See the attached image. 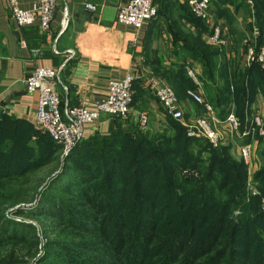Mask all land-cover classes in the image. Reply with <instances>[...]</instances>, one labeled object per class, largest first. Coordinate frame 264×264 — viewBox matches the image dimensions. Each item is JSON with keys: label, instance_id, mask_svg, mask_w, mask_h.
<instances>
[{"label": "trees", "instance_id": "16d2710c", "mask_svg": "<svg viewBox=\"0 0 264 264\" xmlns=\"http://www.w3.org/2000/svg\"><path fill=\"white\" fill-rule=\"evenodd\" d=\"M153 2L157 5L153 19L164 17L171 36L176 60L169 63L173 70L166 75L177 85L176 92L194 87L185 65L197 61L208 100L221 115L225 105L235 102L242 131L257 93L264 95V73L255 63L245 67L239 63L241 41L253 25L260 32L259 42L264 41V0H251L252 4L213 0L216 16L228 24V56L206 42L209 29L186 2ZM230 6L244 12L242 28L234 26ZM147 61L154 70L166 66L159 58ZM132 89L141 91L139 81H133ZM134 99L133 93L132 103ZM253 139L258 142L254 181L260 192L247 201L246 166L232 154L231 144L213 147L204 138L188 136L170 116L162 131L154 133H143L133 120L114 118L106 133L84 136L69 150L61 169L28 209L54 217L61 228L84 238L48 239L35 264H219L222 259L226 264H264V211L258 208L260 196L264 198V138L256 133L239 142ZM60 151L61 146L28 121L7 114L0 117V179L18 178L56 160ZM26 161L33 166L25 168ZM186 168L196 175H180ZM250 237L259 248L257 257L244 248ZM29 238L34 240L27 243L26 255L37 243L33 226L0 214V248ZM15 252L13 246L0 252V264L22 262Z\"/></svg>", "mask_w": 264, "mask_h": 264}, {"label": "crops", "instance_id": "0c3cea01", "mask_svg": "<svg viewBox=\"0 0 264 264\" xmlns=\"http://www.w3.org/2000/svg\"><path fill=\"white\" fill-rule=\"evenodd\" d=\"M34 1L19 0V5L28 9ZM122 1L58 0L50 29L44 32L37 22L17 27L10 17L5 0H0V107L3 108L0 117L7 114L21 118L36 129L34 113L37 93L25 90L23 78L37 66H61L59 79L67 90L63 91L59 85L56 90L62 105L66 103L68 106L91 107L95 99L106 94L108 80L121 78L134 68L151 72L152 66L146 59L152 61L159 58L166 66L176 60L171 53L172 41L163 23L164 17L145 22L142 31L135 37L131 27L115 21L117 8ZM85 2L96 4L98 10H85ZM64 6L68 10V22L61 29L60 20ZM213 8L216 15V8ZM230 11L235 19L234 26L242 28L244 12L241 9L236 11L233 6H230ZM218 18L225 23L229 36L226 19L223 16ZM146 40L148 45L145 48ZM70 49L74 51L71 57L67 52ZM192 62L198 66L200 72V64L197 61ZM139 87L141 91L133 89L135 99L131 105L132 117L135 118L140 112L139 109H143L148 116L149 130L164 128L166 115L160 104L140 82ZM256 99L258 110L264 113V100L259 96ZM180 101L185 114H196L190 109L186 99ZM217 112L214 107L216 118H223L225 111L222 115ZM111 121V117L101 115L96 122L86 126L85 137L94 132L106 133ZM216 126L226 129L230 133V139L235 141L233 143L239 144V139L229 131L226 124ZM252 141V144L257 142L254 139ZM252 147L254 148L253 145Z\"/></svg>", "mask_w": 264, "mask_h": 264}, {"label": "built area", "instance_id": "2783aa9c", "mask_svg": "<svg viewBox=\"0 0 264 264\" xmlns=\"http://www.w3.org/2000/svg\"><path fill=\"white\" fill-rule=\"evenodd\" d=\"M189 6L190 11L201 19L209 31L204 34L206 42L226 48L230 51L231 39L226 33V25L221 18L216 17L213 8V0H182ZM10 17L17 27L38 23L41 31L47 32L57 8L58 0H35L31 7L23 9L19 5V0H5ZM84 9L96 12L98 6L91 2L84 3ZM157 6L153 0H123L117 8L115 21L119 24L131 27L135 37L142 31L145 22L156 17ZM61 29L68 22V10L62 8ZM260 32L256 26L246 33L241 41L243 65L249 66L255 63L264 72V41L259 42ZM68 56L74 55L72 49L68 50ZM59 68L46 66L35 67L28 75L23 78L25 90L37 93V105L34 113V123L36 130L47 133L51 139L59 146L63 154H67L85 136V128L96 122L101 115L117 118L123 122L130 121L132 105V83L137 80L148 90L160 104L164 114L180 122L186 129V134L195 138L206 139L213 147H217L222 139V134L215 128L216 124H226L227 128L242 140L245 136L258 134L264 138V126L261 112L251 114L245 120L244 129L241 131V123L232 110L226 112L223 118H216L214 107L208 100L202 82L200 72L190 60L185 65L186 74L194 83V87L186 90V95L196 104L201 105L203 110L211 120L201 117L193 118L189 123L183 122L182 108L173 89L161 80L142 73L134 69L121 78L108 80L106 94L93 101L92 106L62 105L60 96L56 90L59 85L63 91L67 87L59 79ZM134 118V117H133ZM148 116L145 112H138L135 116V123L139 129H146ZM252 142V141H251ZM237 144V154L246 166L247 183L246 186L252 190L249 196L258 194L255 191L254 172L257 163L253 156L252 143ZM193 173V171H192ZM196 175V172H195ZM253 175V176H251ZM263 200V199H262ZM264 211V204L262 202Z\"/></svg>", "mask_w": 264, "mask_h": 264}, {"label": "rangeland", "instance_id": "374dc122", "mask_svg": "<svg viewBox=\"0 0 264 264\" xmlns=\"http://www.w3.org/2000/svg\"><path fill=\"white\" fill-rule=\"evenodd\" d=\"M246 2H248L249 4H252L251 0H246ZM172 16L173 15H170V17H172ZM263 39H264V36H263ZM216 47L219 48V50L224 54V56L229 55V54H227L226 48H222L219 46H216ZM235 55H232V56L234 57ZM242 61H243V58H242V55L240 54L239 63L243 67H245V65H243ZM193 65L196 67L197 70L199 69L198 66H196L195 64H193ZM134 69L141 71V69H137V68H134ZM172 70L173 69H171L170 67L162 66L161 69H158V70H154L152 67L151 72H146V71H144V69H142L141 72L145 73L146 75L147 74L151 75V76L161 80L162 82L168 84L173 89L175 95L179 99L181 108H182V106H181L180 100L181 99L187 100V103L189 104L190 109L192 111L196 112V114L194 116H191L190 114L184 113L183 114V122L184 123H189L195 117H201L204 119L206 118L208 120V122H210L209 124H211V120L208 116H206V114L203 110V107L201 105L196 104L194 101H192L186 95V90L188 89V88H186L187 86H185V87L183 86V90H181V94H179V92L178 93L176 92L175 86L177 87V85H175L174 81H173V83H174L173 84L171 81V78H169L166 75V74L172 72ZM198 78H200V76ZM200 81L202 82L201 79H200ZM184 90H185V92H184ZM256 96H259L262 98V100H264V95L262 93H257ZM257 104H258L257 99H255V101H253V103H251L250 111L245 113V120H249L246 118L248 115L251 116V114H253L255 112H260L257 108L258 107ZM132 105H133V103H132ZM231 107H232V110L235 113L236 117L240 121L239 117L236 114V111L238 109L237 104L235 102H233L232 100L227 105L224 106V111L227 112ZM215 108L219 109L218 106H215ZM139 111L146 113V111L143 109H139ZM182 111L184 112V109H182ZM261 115H262V119H263L264 113H261ZM131 120H133L135 123V118L132 117ZM178 123L180 124V122H178ZM135 125H136V123H135ZM215 128L217 130H219L220 133L222 134V139L220 141V144H218V146L223 145V144H231L232 149H233L232 154L234 156H236L237 155V153H236L237 152V144H234L233 142H235V141L230 139V136H229L230 133L226 129L218 128L217 126H215ZM162 129L149 130L148 129V122H147L146 129H144V130L139 129V130L143 131V133L144 132L145 133L146 132L147 133L148 132L154 133V132L162 131ZM251 145H253L255 148V149L253 148V156L255 158V162L257 163V168H258V164H259L258 155H257L258 154V152H257L258 151V142H256L255 144H251ZM65 155L66 154H63V152L61 150L59 157L56 160H53V161H51L45 165H41L40 167H37L31 171H26L24 174H22L18 178L17 177H15V178L8 177V178H1L0 179V214L2 213L4 216H6L10 219H14L16 221H23L25 223L31 224V226H33V228H34V238L36 239V242H37L36 245L31 248V251L29 252L28 255H26V253H25V250L29 249V245L27 243H29L31 245V241L34 240L33 238L32 239L29 238L26 240V242H23V243L22 242H8L6 245H4L2 248H0V252H4L5 249H7L11 246L15 247V249H16L15 254L19 257H22V262L12 263V264H35V262L40 257H42L44 255L45 242L48 239L61 240L64 236H66L65 239H70V238L73 240L84 239L78 235H75L74 233L70 234L69 231L65 228H61V226L59 225V223H57V220L54 217L30 213L32 211L28 210V209H30V207L35 206V204L37 203V200L39 199V195L43 191V189L45 188V185L47 184V182H49V180L52 178V176L55 175L61 169V167L63 166V158ZM24 165H25V168L33 166L32 163H28L27 161L24 163ZM192 171H193V173H192ZM184 174H188L185 176H195L194 170L188 169V168L180 170V175H184ZM253 175H251V176H253ZM246 183H247V176H246V181H245V185H244V192H245L244 198H245V200L248 201L251 198L248 194H249V191L252 189L250 187L246 186ZM253 188H255V191L257 193L260 192V190L257 187V184H255V186H253ZM262 202L264 204V198H262L260 196L259 201H258V208L261 211L263 210L262 209ZM19 208L24 212H22L20 214L14 213V210H19ZM125 218H126V216H125ZM247 227L250 228V230L252 229V227L250 225H247ZM254 228H255L256 232L260 231L258 226L255 225ZM91 239L93 241H99L98 236H92ZM250 240H253V241H250ZM244 242H246V245L244 248H246V250H249L252 253V256L257 257V255L259 254V248L254 247V244H253L254 239H252V237H250V239H246ZM104 245H106V243H104ZM244 248L240 246L238 249H244ZM89 252H92V251H89ZM99 258H102V257L99 256ZM219 264H226V259H222Z\"/></svg>", "mask_w": 264, "mask_h": 264}, {"label": "water", "instance_id": "95a60500", "mask_svg": "<svg viewBox=\"0 0 264 264\" xmlns=\"http://www.w3.org/2000/svg\"><path fill=\"white\" fill-rule=\"evenodd\" d=\"M2 111H3V108H2V107H0V115H1ZM112 120H113V118H112Z\"/></svg>", "mask_w": 264, "mask_h": 264}]
</instances>
